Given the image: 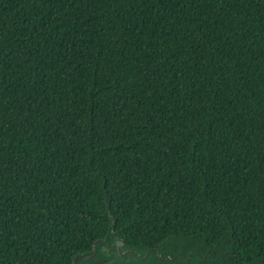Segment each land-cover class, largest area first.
<instances>
[{"label": "trees", "instance_id": "trees-1", "mask_svg": "<svg viewBox=\"0 0 264 264\" xmlns=\"http://www.w3.org/2000/svg\"><path fill=\"white\" fill-rule=\"evenodd\" d=\"M111 218L131 264H264V0H0V264Z\"/></svg>", "mask_w": 264, "mask_h": 264}, {"label": "water", "instance_id": "water-1", "mask_svg": "<svg viewBox=\"0 0 264 264\" xmlns=\"http://www.w3.org/2000/svg\"><path fill=\"white\" fill-rule=\"evenodd\" d=\"M114 226L115 220L111 218L105 238L95 241L91 251L75 255L72 264H131L136 259L145 260L149 251L141 254L130 249L123 240L115 238Z\"/></svg>", "mask_w": 264, "mask_h": 264}]
</instances>
